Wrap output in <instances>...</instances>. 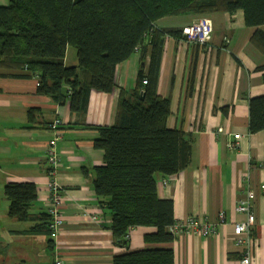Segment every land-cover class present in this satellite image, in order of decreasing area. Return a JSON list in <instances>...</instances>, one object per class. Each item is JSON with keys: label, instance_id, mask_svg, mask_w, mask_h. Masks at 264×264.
<instances>
[{"label": "crops", "instance_id": "1", "mask_svg": "<svg viewBox=\"0 0 264 264\" xmlns=\"http://www.w3.org/2000/svg\"><path fill=\"white\" fill-rule=\"evenodd\" d=\"M8 4L0 0V6ZM206 17L213 23L207 44H189L172 35L164 38L157 92L170 100L167 125L191 141L192 160L174 177L158 175L157 191L160 199L173 202L175 222L195 216L214 223L224 212L226 223L218 233H180L171 243L149 244L145 237L157 229L140 226L130 231L128 247H121L109 229L111 214L96 196L94 169L103 165L105 154L95 148L99 133L92 128L116 124L122 91L133 100L139 73L151 64L148 47L144 56L137 51L117 66L112 93H91L83 117L73 114L68 102L63 105L39 95L36 80L0 69V264H113L119 255L146 248L172 249L175 264H239L243 249L235 244L233 226L246 219L237 207L249 188L255 193L253 234L258 242L253 264H264V131L250 133V100L264 96V71L259 70L264 48L254 41L257 32L264 33V25L246 26L242 10ZM199 18L166 17L156 28L181 31ZM75 55L68 47L66 67L78 66ZM32 108L36 110L30 121ZM57 119L62 123L56 131L51 126ZM56 138L64 225L53 238L47 231L51 219L42 223L37 217L48 215L47 152ZM235 141L238 150H230L228 144ZM16 182L37 186L31 214L38 220L9 216L5 186Z\"/></svg>", "mask_w": 264, "mask_h": 264}, {"label": "trees", "instance_id": "2", "mask_svg": "<svg viewBox=\"0 0 264 264\" xmlns=\"http://www.w3.org/2000/svg\"><path fill=\"white\" fill-rule=\"evenodd\" d=\"M0 6V69L38 76L37 93L83 117L92 92L116 89V68L137 51L151 48L149 70H141L133 100L121 92L116 124L92 128L99 133L94 146L105 154L95 167L96 196L111 214L109 229L121 247H128L135 227H155L145 237L149 244H168L175 235L174 204L158 196L157 176L174 177L192 160V143L167 125L169 99L157 92L160 61L166 35L183 38L182 30L156 28L166 17L244 12L248 27L264 25V0H8ZM254 41L262 42L257 32ZM68 47L77 52L79 65L66 67ZM259 70L264 71V66ZM144 79L148 80L144 84ZM143 94L144 99L141 98ZM36 109L29 110L33 120ZM264 131V96L250 100V133ZM9 216L32 221L38 199L33 183H8ZM42 223L49 215L38 216ZM36 218V219H37ZM38 220V219H37ZM45 220V221H44ZM45 227V224H40ZM49 225V224H48ZM47 231L49 229L47 228ZM113 264H175L172 249L146 248L114 258Z\"/></svg>", "mask_w": 264, "mask_h": 264}, {"label": "built area", "instance_id": "3", "mask_svg": "<svg viewBox=\"0 0 264 264\" xmlns=\"http://www.w3.org/2000/svg\"><path fill=\"white\" fill-rule=\"evenodd\" d=\"M212 33L213 23L210 18L204 16L200 17L196 22L182 28V39L189 44L205 45L209 42ZM38 78L39 77L36 75L32 78L36 80L37 86L39 85ZM143 83L147 84L148 80L144 79ZM61 123V120H55L51 126L52 129L57 131ZM235 138L238 140L240 135H236ZM57 139L58 138L51 141L47 152L49 177L48 187L50 191L47 214L51 219L48 228L53 238H56L60 234V230L64 225L61 213V187L57 180L58 168L60 166V158L56 149ZM228 147L230 150L236 151L239 148V144L237 141L230 142ZM262 189L264 190V185L262 186ZM254 198L255 193L251 188H249L246 196L239 201L237 207V211L239 213L246 215V219L244 221L238 222L233 226L235 244L243 249L239 264H253L254 253L258 247V242L253 234V227L256 222V216L253 210ZM225 223L226 215L224 212H221L219 214L218 222L211 223L209 221H203L198 217L190 216L181 222H175L169 230L174 235L181 233L193 236L209 237L216 235L219 231V227Z\"/></svg>", "mask_w": 264, "mask_h": 264}, {"label": "rangeland", "instance_id": "4", "mask_svg": "<svg viewBox=\"0 0 264 264\" xmlns=\"http://www.w3.org/2000/svg\"><path fill=\"white\" fill-rule=\"evenodd\" d=\"M72 50L75 52V54L77 55V52H76V50L74 49V48H72ZM72 52V51H71ZM76 55H75V60H76V63H75V65L77 66V65H79V63H78V58L76 57ZM71 61H72V55L69 57V63H71ZM71 65V64H70ZM49 188V187H48Z\"/></svg>", "mask_w": 264, "mask_h": 264}, {"label": "water", "instance_id": "5", "mask_svg": "<svg viewBox=\"0 0 264 264\" xmlns=\"http://www.w3.org/2000/svg\"><path fill=\"white\" fill-rule=\"evenodd\" d=\"M141 98L144 99L143 94H142Z\"/></svg>", "mask_w": 264, "mask_h": 264}]
</instances>
